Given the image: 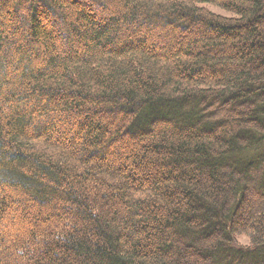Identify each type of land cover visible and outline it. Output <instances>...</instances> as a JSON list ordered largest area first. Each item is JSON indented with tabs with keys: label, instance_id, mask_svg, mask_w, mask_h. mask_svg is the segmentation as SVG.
Segmentation results:
<instances>
[{
	"label": "trees",
	"instance_id": "trees-1",
	"mask_svg": "<svg viewBox=\"0 0 264 264\" xmlns=\"http://www.w3.org/2000/svg\"><path fill=\"white\" fill-rule=\"evenodd\" d=\"M0 264H264V0H0Z\"/></svg>",
	"mask_w": 264,
	"mask_h": 264
},
{
	"label": "rangeland",
	"instance_id": "rangeland-1",
	"mask_svg": "<svg viewBox=\"0 0 264 264\" xmlns=\"http://www.w3.org/2000/svg\"><path fill=\"white\" fill-rule=\"evenodd\" d=\"M208 8L213 10V11H215V12H218V13H222V14H225V15H231L230 13H228L226 11H223L222 9H220L218 7H208ZM241 242L246 244L248 242V238L245 237V236H241Z\"/></svg>",
	"mask_w": 264,
	"mask_h": 264
}]
</instances>
